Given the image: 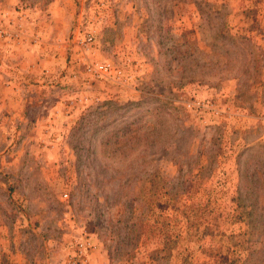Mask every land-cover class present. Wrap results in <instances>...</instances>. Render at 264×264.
I'll return each instance as SVG.
<instances>
[{"label":"rangeland","instance_id":"1","mask_svg":"<svg viewBox=\"0 0 264 264\" xmlns=\"http://www.w3.org/2000/svg\"><path fill=\"white\" fill-rule=\"evenodd\" d=\"M0 29V264H264V0H0Z\"/></svg>","mask_w":264,"mask_h":264},{"label":"crops","instance_id":"2","mask_svg":"<svg viewBox=\"0 0 264 264\" xmlns=\"http://www.w3.org/2000/svg\"><path fill=\"white\" fill-rule=\"evenodd\" d=\"M36 68H32V69H25V68H22V69H20V70H15L14 72L16 73V75H20V72H25V71H28V72H30V73H34V72H36ZM17 71V72H16ZM8 73H10V74H12V72L11 71H9ZM15 73H13V75H15ZM3 75H7V74H3ZM3 88H6V89H3ZM16 88V89H15ZM17 90V91H19V84L18 85H16V84H13V83H9V84H4V83H1L0 82V90L2 91V94L0 93V104H3V106L4 107H10V106H14V101L15 100H18L17 98L18 97H16V96H13V94L12 93H14L15 91H13V90ZM5 90H7V92L5 93ZM11 98L13 99V100H11ZM7 99H9V100H7ZM23 100V99H22ZM29 100V99H28ZM35 101V100H34ZM33 101V102H34ZM17 102V101H16ZM23 105H25V106H28L29 105V102L27 103L26 101H24L23 102ZM22 116L23 117H26V118H22L21 120H24V119H26V121H29L31 118H32V116H31V114H29V113H22ZM34 119V118H33ZM45 119V118H44ZM32 121V120H31ZM44 148V150H46V147H43Z\"/></svg>","mask_w":264,"mask_h":264},{"label":"built area","instance_id":"3","mask_svg":"<svg viewBox=\"0 0 264 264\" xmlns=\"http://www.w3.org/2000/svg\"><path fill=\"white\" fill-rule=\"evenodd\" d=\"M0 36L5 39H8L9 37H11L9 32L2 30V29H0ZM107 70H108V66H98L96 69V72L100 74H104Z\"/></svg>","mask_w":264,"mask_h":264}]
</instances>
